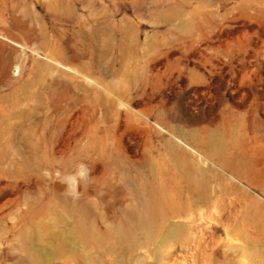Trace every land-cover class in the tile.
<instances>
[{
    "label": "rangeland",
    "instance_id": "1",
    "mask_svg": "<svg viewBox=\"0 0 264 264\" xmlns=\"http://www.w3.org/2000/svg\"><path fill=\"white\" fill-rule=\"evenodd\" d=\"M0 264H264V0H0Z\"/></svg>",
    "mask_w": 264,
    "mask_h": 264
},
{
    "label": "clouds",
    "instance_id": "2",
    "mask_svg": "<svg viewBox=\"0 0 264 264\" xmlns=\"http://www.w3.org/2000/svg\"><path fill=\"white\" fill-rule=\"evenodd\" d=\"M45 175H49L48 172H45ZM58 178L60 177V173L57 172ZM91 179V169L89 168L87 163L80 162L76 165L75 169L69 173L64 175L59 179V182L63 185H66L64 192L70 199H79L80 188L82 185L89 182Z\"/></svg>",
    "mask_w": 264,
    "mask_h": 264
},
{
    "label": "bare ground",
    "instance_id": "3",
    "mask_svg": "<svg viewBox=\"0 0 264 264\" xmlns=\"http://www.w3.org/2000/svg\"><path fill=\"white\" fill-rule=\"evenodd\" d=\"M144 220L146 221V223L149 225H151V223H152V219H151V215H148L147 214V217L145 216V218H144Z\"/></svg>",
    "mask_w": 264,
    "mask_h": 264
}]
</instances>
